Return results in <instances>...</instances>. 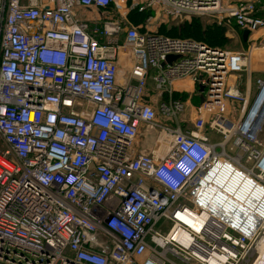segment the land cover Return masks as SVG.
Listing matches in <instances>:
<instances>
[{
  "label": "built area",
  "instance_id": "2783aa9c",
  "mask_svg": "<svg viewBox=\"0 0 264 264\" xmlns=\"http://www.w3.org/2000/svg\"><path fill=\"white\" fill-rule=\"evenodd\" d=\"M134 10L264 28L261 0H0V264H264V40Z\"/></svg>",
  "mask_w": 264,
  "mask_h": 264
},
{
  "label": "trees",
  "instance_id": "16d2710c",
  "mask_svg": "<svg viewBox=\"0 0 264 264\" xmlns=\"http://www.w3.org/2000/svg\"><path fill=\"white\" fill-rule=\"evenodd\" d=\"M261 1L264 5V0ZM150 14H152L151 10L144 12L134 10L133 21L136 23L145 24ZM259 14L264 16V11L259 12ZM158 32L174 37L193 38L195 40L204 41L211 46L221 48H226V45L232 44L230 42L232 39H234L227 36L228 28L226 26L219 25L217 23L204 26L201 21V17L199 16H193L190 19H187L185 22L183 21V23H170L168 26H160ZM243 42L245 43L244 39ZM240 44L241 42L234 43V47H238Z\"/></svg>",
  "mask_w": 264,
  "mask_h": 264
},
{
  "label": "rangeland",
  "instance_id": "374dc122",
  "mask_svg": "<svg viewBox=\"0 0 264 264\" xmlns=\"http://www.w3.org/2000/svg\"><path fill=\"white\" fill-rule=\"evenodd\" d=\"M230 1H233V0H230ZM188 18L186 17H175V18H167L164 13L162 11H158V10H153L152 11V14H150V16H148V19L147 21L145 22V24H148V29L149 30H154V31H158L159 30V27L161 26H168V24L170 23H179V22H182L183 21L185 22ZM214 19L210 18V17H201V21L203 23L204 26H207V25H211L212 23H215L213 21ZM174 21V22H172ZM123 36V34L121 35ZM227 36L229 38H233L234 37V28H230L228 29V32H227ZM232 44H228L226 45V49L228 50H232V51H239V50H243V48L241 47V45H238V47H234V43H238L237 41H234V39L231 40ZM153 84V81L150 80V85ZM228 108H229V112H228V115L232 118L234 117L235 119L237 118V116L239 115V112H240V108H241V103H238L236 104L235 102H229L228 103ZM209 138L212 142H219L221 140L224 139V136L222 134H219L217 133L216 131H209ZM153 138L151 136H149L147 139H144V137L141 138V141L140 144L138 145L137 147V150L138 151H149L150 150V142ZM260 139L262 141H264V126H263V130L261 132V135H260ZM152 145V144H151ZM161 225L164 226H169V224L167 222H164L162 221L160 223ZM244 264H251V263H244Z\"/></svg>",
  "mask_w": 264,
  "mask_h": 264
},
{
  "label": "crops",
  "instance_id": "0c3cea01",
  "mask_svg": "<svg viewBox=\"0 0 264 264\" xmlns=\"http://www.w3.org/2000/svg\"><path fill=\"white\" fill-rule=\"evenodd\" d=\"M233 1L236 2L238 0H233ZM263 36H264V28L260 29L257 32L250 33L249 39L244 43L241 37V31L237 30V28H235L234 26V41H237L238 43L241 42L240 45L243 49L249 48L251 44L254 42L257 44L261 43L264 40ZM261 67H264V50L258 51L255 54L254 71L256 73L259 72V69H261Z\"/></svg>",
  "mask_w": 264,
  "mask_h": 264
},
{
  "label": "water",
  "instance_id": "95a60500",
  "mask_svg": "<svg viewBox=\"0 0 264 264\" xmlns=\"http://www.w3.org/2000/svg\"><path fill=\"white\" fill-rule=\"evenodd\" d=\"M249 35H250V31L249 30L246 29V30L243 31L242 36H243L244 41L248 40ZM172 59H173V57H169L168 58L169 61L172 60Z\"/></svg>",
  "mask_w": 264,
  "mask_h": 264
},
{
  "label": "bare ground",
  "instance_id": "6f19581e",
  "mask_svg": "<svg viewBox=\"0 0 264 264\" xmlns=\"http://www.w3.org/2000/svg\"><path fill=\"white\" fill-rule=\"evenodd\" d=\"M261 256H262V258L264 257V243L262 245ZM214 262L217 263V261H215V260H214Z\"/></svg>",
  "mask_w": 264,
  "mask_h": 264
}]
</instances>
